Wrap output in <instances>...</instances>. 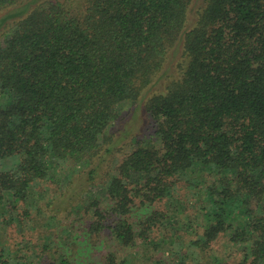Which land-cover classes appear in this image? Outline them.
<instances>
[{
  "label": "trees",
  "instance_id": "16d2710c",
  "mask_svg": "<svg viewBox=\"0 0 264 264\" xmlns=\"http://www.w3.org/2000/svg\"><path fill=\"white\" fill-rule=\"evenodd\" d=\"M124 102L153 132L122 158ZM65 171L71 198L104 186L91 235L166 246L154 264H264V0H0V227ZM42 233L0 264H75Z\"/></svg>",
  "mask_w": 264,
  "mask_h": 264
},
{
  "label": "rangeland",
  "instance_id": "374dc122",
  "mask_svg": "<svg viewBox=\"0 0 264 264\" xmlns=\"http://www.w3.org/2000/svg\"><path fill=\"white\" fill-rule=\"evenodd\" d=\"M131 108L130 102H124L119 107L121 114L124 115V121H122L121 126L118 128H124L126 125L132 126L131 128H134L132 129L134 139L131 138V141L136 142L133 145L127 143V141L124 142L121 154L122 158L134 148L135 144H138L137 141L140 143L141 141L148 140L153 132V128L150 129L152 127V119H149L145 115L144 110L142 109L139 113H136V117L133 119L127 114ZM137 136L140 137L137 139ZM115 163L116 161L113 166ZM78 167L79 170L84 169V166L79 165ZM100 177L101 174L96 176V179L99 180ZM70 178L69 172L65 171L58 173L54 183L47 184L46 189H42L41 185L37 187L28 199V203L31 204L30 207H37L31 208L32 218H26L22 224H17L16 222L0 227V249L2 245L15 247L22 240L27 241L29 246H32V250L37 251L38 244L41 246V243H43L42 232L44 231L47 234H53L54 239L61 244V247H58V249L63 250L72 257L75 264H104V258L108 253H111L110 251L118 252L116 254L119 260L129 259L130 264H154L157 260H168L170 252L164 245L155 247V245L143 243L142 239H139L137 246L122 248L112 235L109 234V230H105L98 235L89 234L87 225L95 217L93 216L91 207L90 209L88 207V211L86 212L87 206L91 204L90 202L87 203L86 200L88 198L90 200H103L101 205L104 206L106 204L104 186L98 183L97 185L87 186V188L86 186L77 188L76 192L78 194L75 195L74 193V198H71L69 187L72 186L68 182ZM63 195H65V199L61 200ZM6 197L10 200V203L13 201L14 205L17 206L20 216L24 218L23 210L27 207L25 203L21 202L19 204L16 202L11 191L6 193ZM8 206H12V204ZM41 209L49 217L55 216L50 221L46 219V222H43L46 223L44 228H41V214H37L38 210L41 211ZM224 240V238L219 239L217 244L215 243L214 249L217 252L219 251L218 256L231 261L225 255ZM18 246L13 250H18ZM185 250L183 248V251ZM236 256L239 257V254H236Z\"/></svg>",
  "mask_w": 264,
  "mask_h": 264
}]
</instances>
